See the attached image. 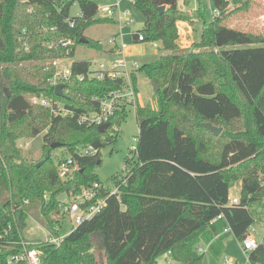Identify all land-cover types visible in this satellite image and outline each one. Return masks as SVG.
Listing matches in <instances>:
<instances>
[{"label": "trees", "instance_id": "trees-1", "mask_svg": "<svg viewBox=\"0 0 264 264\" xmlns=\"http://www.w3.org/2000/svg\"><path fill=\"white\" fill-rule=\"evenodd\" d=\"M178 1L133 0L146 17L147 41L162 40L171 50L138 68L157 82L158 106L139 102L136 108L137 159L128 173L114 178L121 184L119 194L67 234L60 247L39 243L42 264H98L96 235L106 264H159L163 254L175 264H202L199 246L217 253L226 235L242 242L255 223L251 206L263 201L264 194V35L226 22L253 0H231L236 5L231 11L229 0H210L213 11H220L211 21L203 0L191 11L180 9ZM75 4L82 17L72 15ZM162 5L164 11L158 9ZM97 10V0H0V226L11 223L14 236L23 235L32 213L59 234L65 219L61 196L101 182L93 173L100 153L81 157L83 171L62 179L52 143L60 142L71 153L89 144L101 151L117 139L119 132L110 131L127 115L128 108L118 110L110 129L101 132L97 125L80 123L77 114L56 115L34 100H61L77 112L94 110L93 96L119 86L112 79L79 80L77 74L92 63L75 61L64 95L55 93L50 59L73 57L83 37L87 45L104 49L100 40L85 36L88 27L113 22L96 18ZM180 21L201 24V36L191 49H182L177 41ZM66 37L75 40L70 53L55 45ZM132 76L137 85V72ZM207 122L222 127L221 134L205 127ZM43 132L42 157L29 159L18 141ZM238 182L239 203L230 205ZM227 226L231 231L225 233ZM249 260L264 264V242L249 253Z\"/></svg>", "mask_w": 264, "mask_h": 264}, {"label": "built area", "instance_id": "built-area-1", "mask_svg": "<svg viewBox=\"0 0 264 264\" xmlns=\"http://www.w3.org/2000/svg\"><path fill=\"white\" fill-rule=\"evenodd\" d=\"M231 5V0H229ZM77 5V4H76ZM214 15L220 14L219 9L213 11ZM77 17H82L83 12L78 11ZM96 18L110 19L121 26V29L113 33L107 38L108 46L107 51L112 54L111 58H107L104 61L98 62V67L94 68L93 63L90 68L83 73L77 74L79 80L86 79H112L118 80L119 86L110 91L105 96H93L92 102H95L98 106L94 110H85L77 112L75 109L66 106L61 100L50 98H34L35 101H39L43 106L49 108L54 114L61 116L75 115L77 114L78 121L80 123H86L88 125H97L98 127L109 123V126L104 131H108L111 127L110 120L116 112L123 107L137 108L139 104V91L137 85L133 79V72H137L140 67L139 61L128 53L129 44L123 40L125 33L123 31L124 26H128L133 23V19L130 17V11L121 10V0H116L113 4H98V10ZM71 25H74V20H70ZM133 35V42L140 43L147 41L145 33L137 32ZM120 39V41H119ZM102 42V40H100ZM103 43V42H102ZM55 45L67 49V53L72 51V47L75 45V40L71 37L60 38ZM104 45V43H103ZM154 47L158 45L153 42ZM52 46V44H50ZM73 57L69 54L64 56H58L48 61L49 67L53 69L52 81L55 84H66L68 80L74 75ZM66 88H63V92ZM120 127L114 126L111 134L118 133ZM28 145V143H27ZM135 149V148H134ZM101 151L94 144L80 147L70 153L68 156L62 157L56 163L58 175L62 179H70L74 177L79 171L82 170L81 157L84 156H96ZM126 169V165L124 166ZM128 173L130 170L126 169ZM120 180V179H119ZM124 182V181H122ZM121 184L118 181H114V185L106 187L101 182H95L92 185L84 186L81 191L77 193L67 194L66 199H62L61 213L71 221V229L68 233L53 234L49 233L45 238L29 239L22 234L14 236L12 224L7 226H0V264H42V251L38 248L39 243L51 244L55 247H60L67 234L71 233L82 223L94 218L97 214L101 213L107 206L108 199L112 196L118 195L120 192ZM264 202V194L262 196ZM28 203V200L25 201ZM239 197H229V204H238ZM223 215H218L211 222L214 223ZM231 231V227L227 226L224 232ZM257 229L254 224L250 227L247 236L243 239L242 247L246 254L254 250L261 242L256 237ZM264 237V236H263ZM204 247L199 246V251H203ZM169 256V254H166ZM169 258V257H168ZM169 262V260H168ZM220 264H239L234 259L224 257Z\"/></svg>", "mask_w": 264, "mask_h": 264}, {"label": "rangeland", "instance_id": "rangeland-1", "mask_svg": "<svg viewBox=\"0 0 264 264\" xmlns=\"http://www.w3.org/2000/svg\"><path fill=\"white\" fill-rule=\"evenodd\" d=\"M98 4H113L116 0H97ZM206 5V16L208 21H211L214 17L213 9L210 4V0H203ZM178 7L185 11H191L197 9L199 6L198 0H191L190 4L186 5L184 0L178 1ZM231 9L236 8V5H231ZM121 10L130 11V17L133 19V23L124 26L123 31L125 36L123 40L128 44H135L130 47L129 50L133 52L140 64L150 62L160 54L171 53V50L165 48V44L162 40H157L158 45L154 47L153 42L144 41L140 43L133 42V32H143L145 27V15L135 8L133 0H121ZM79 8L75 4L72 8V15L78 13ZM226 22L229 26L262 33L264 35V0H253L250 8L246 10L235 11L232 15L227 17ZM186 24V25H184ZM117 31V24L113 22L97 23L88 27L85 31V36L93 40H102L104 43V49L100 50L90 45L79 43L76 46V50L73 56L74 61H90L93 63V67H98L99 61H104L107 58L106 50L108 49L107 38ZM178 43L182 49H191L193 44L199 40L201 36V24L195 22L191 25L187 22H178ZM120 41V39H119ZM167 46V45H166ZM137 87L139 91V102L145 106H151L156 108L158 106L157 95L154 89L152 80L141 70H137ZM223 131V129H222ZM221 134V133H220ZM45 132L41 133L35 138L21 139L18 141V145L22 148L25 155L29 159L38 160L43 154V143H44ZM139 141V125L136 117V109L133 107L128 108L127 115L122 121L119 131V136L116 140L111 143L105 144L101 148L100 159L101 163L96 164L93 167V173L98 179L106 186L110 187L114 185V178L120 174H125L124 166H128V170H131L136 161V151L134 148L137 147ZM28 143V145H27ZM71 152L64 147H58L52 151V159L57 163L62 157L68 156ZM130 160V162H129ZM241 182H238L231 189V196L240 197ZM67 195L63 194L61 199H66ZM251 210L255 216L254 227L257 229V239L264 241V202L258 201L251 206ZM55 216V215H53ZM59 218V217H56ZM65 219L59 227V233H68L71 229V221ZM23 235L29 239H42L47 234L51 233L47 225L37 219V216L32 213L25 222L23 228ZM95 248L94 253L97 256L98 264H106V256L103 251V247L99 236H95L94 239ZM204 247V258L202 264H220L224 257H228L236 260L239 264H249L248 254L244 251L242 243L233 235L228 234L224 237L223 245L219 252H214L209 249L206 245ZM166 254L159 257V264H175L172 258H168ZM169 260V262H168Z\"/></svg>", "mask_w": 264, "mask_h": 264}, {"label": "water", "instance_id": "water-1", "mask_svg": "<svg viewBox=\"0 0 264 264\" xmlns=\"http://www.w3.org/2000/svg\"><path fill=\"white\" fill-rule=\"evenodd\" d=\"M165 5H162V6H160L158 9L160 10V11H164L165 10ZM88 39L87 38H85V37H83V38H81L80 39V42L81 43H88ZM152 83H153V85H154V89L155 90H158L159 89V86H158V84H157V82L155 81V80H152ZM65 87V84H57L56 86H55V93L57 94V95H59V96H63L64 95V93H63V88ZM109 126V123H106V124H103V125H101V126H99L98 127V129L101 131V132H104L106 129H107V127ZM204 126L205 127H207L211 132H213L215 135H220V133L222 132V127H216L215 125H213L212 123H210V122H207V123H204ZM62 144L60 143V142H55V143H52V148L53 149H55L56 147H60ZM98 164H100L101 163V159L100 160H98V162H97ZM40 164H38V166H39ZM83 171V169L81 170V172Z\"/></svg>", "mask_w": 264, "mask_h": 264}, {"label": "crops", "instance_id": "crops-1", "mask_svg": "<svg viewBox=\"0 0 264 264\" xmlns=\"http://www.w3.org/2000/svg\"><path fill=\"white\" fill-rule=\"evenodd\" d=\"M184 23V22H183ZM117 24V23H116ZM184 25H186V24H184ZM122 28H124V27H122ZM121 29V26L119 25V24H117V31L116 32H118L119 30ZM115 32V33H116ZM135 44H129V47H128V53L131 55V54H133V52L131 51V49L129 50V48L130 47H132V46H134ZM107 51V50H106ZM106 56H108V57H111L112 56V54L109 52V51H107L106 52ZM131 56H133V57H135L134 55H131ZM138 88V87H137ZM169 258H171L170 256H169ZM220 262V261H219Z\"/></svg>", "mask_w": 264, "mask_h": 264}]
</instances>
